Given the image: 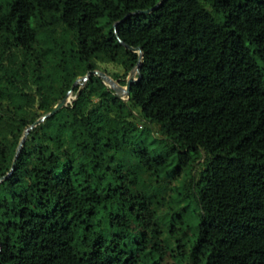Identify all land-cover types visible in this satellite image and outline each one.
Masks as SVG:
<instances>
[{"label": "trees", "instance_id": "1", "mask_svg": "<svg viewBox=\"0 0 264 264\" xmlns=\"http://www.w3.org/2000/svg\"><path fill=\"white\" fill-rule=\"evenodd\" d=\"M0 0V264H264V0ZM143 119L149 126L141 125ZM150 126L158 127L159 137Z\"/></svg>", "mask_w": 264, "mask_h": 264}, {"label": "water", "instance_id": "2", "mask_svg": "<svg viewBox=\"0 0 264 264\" xmlns=\"http://www.w3.org/2000/svg\"><path fill=\"white\" fill-rule=\"evenodd\" d=\"M166 0H162L160 3H158L157 5H155L154 7L148 9V10H142V11H138V13H150L154 10H156L163 2H165ZM127 49L135 52V53H139V61L137 63V66H136V71L138 73L139 71V68H140V65H141V58H142V53H141V50L139 48H136V49H133V48H130L128 46H125ZM91 74H95L97 75L98 77H100L103 81V83L109 87L110 89H112L120 98H122L123 95H125L126 97L129 96V92H130V88H131V85L134 81H136V79H134V77H129L127 79V82H126V85H125V88L117 85L115 83V81H113L111 78H109L105 73H102V72H99V71H92V72H88L84 77H81L79 78L77 81H75V83L72 85L70 91L66 94V96L59 100L57 102V104L55 105V107L52 109L51 112H49L48 114L44 115L43 117L39 118L33 125H31L23 134L19 144H18V147L16 149V152H15V156H14V160H13V163H12V167H11V171L8 173L7 176H10L12 171L14 170L15 168V165H16V161L18 159V156L20 154V151L22 149V146L24 144V141L29 133V131L34 128L35 126L39 125L40 123H42L47 117L49 116H52L54 115L56 112H58L61 108L65 107L67 104H68V96L71 92H73V89L79 84V83H84L85 81H87V79L89 78V76ZM128 99V98H127ZM126 99V100H127ZM75 100V98H74ZM7 176L3 177L0 179V181L4 180Z\"/></svg>", "mask_w": 264, "mask_h": 264}, {"label": "rangeland", "instance_id": "3", "mask_svg": "<svg viewBox=\"0 0 264 264\" xmlns=\"http://www.w3.org/2000/svg\"><path fill=\"white\" fill-rule=\"evenodd\" d=\"M9 1H11V0H9ZM97 71H99V72H102V73H105L109 78H111L113 81H115V83L117 84V85H119V86H121V87H123V88H125V85H121V84H119V82H121V80H122V78H118V79H115L114 78V75H121L122 74V72H123V70L120 68V67H118V66H116V65H114V64H109V63H104V64H99L98 65V70ZM129 77H134V79H136V77H137V71H136V69H134L133 71H131L130 73H129V75L125 78V81L127 82V79L129 78ZM74 98H75V93L74 92H71L70 94H69V96H68V104H70L73 100H74ZM122 98L124 99V100H126L127 99V97L125 96V95H123L122 96ZM139 123L141 124V125H147V126H149L143 119H141L140 118V120H139ZM152 129H153V132H154V135L156 136V137H159L160 135H159V133H158V127H156V126H150ZM167 263H169V264H176L175 262H173L172 261V259H167Z\"/></svg>", "mask_w": 264, "mask_h": 264}]
</instances>
